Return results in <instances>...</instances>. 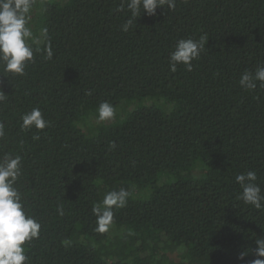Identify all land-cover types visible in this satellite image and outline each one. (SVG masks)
Listing matches in <instances>:
<instances>
[{
  "label": "trees",
  "instance_id": "trees-1",
  "mask_svg": "<svg viewBox=\"0 0 264 264\" xmlns=\"http://www.w3.org/2000/svg\"><path fill=\"white\" fill-rule=\"evenodd\" d=\"M130 16L126 0H34L33 60L0 68V158L21 157L15 187L41 225L24 264H251L264 208L235 177L255 171L264 194V87L239 80L264 66V0H176L125 32ZM201 36L192 70L171 71L176 43ZM105 101L115 114L99 121ZM33 108L48 125L23 131ZM120 189L96 232L93 206Z\"/></svg>",
  "mask_w": 264,
  "mask_h": 264
},
{
  "label": "clouds",
  "instance_id": "clouds-1",
  "mask_svg": "<svg viewBox=\"0 0 264 264\" xmlns=\"http://www.w3.org/2000/svg\"><path fill=\"white\" fill-rule=\"evenodd\" d=\"M130 18L123 25V31L127 32L142 12L149 16L156 15L157 8L172 10L176 6V0H126ZM34 0H0V68L5 76L23 75L29 62L33 60L34 49L29 44H39L41 41L34 37L27 26V15L33 6ZM123 4L117 11H123ZM44 30V35H46ZM207 38L201 36L198 41L192 39H180L174 50L170 53L169 66L175 72L178 64H183L188 71L192 70V61L200 55L205 47ZM208 42V41H207ZM47 58L53 57L51 44L45 48ZM259 82L264 87V66L258 67L254 73L245 71L239 85L246 90H254ZM6 99V95L0 91V102ZM115 114L114 107L108 102H102L98 109L99 121L112 119ZM21 130L28 131L33 128L43 130L48 121L43 118L39 108H33L21 117ZM4 136V124L0 123V137ZM34 139H39L35 136ZM114 143L111 147H114ZM22 174L21 157L5 154L0 158V264H24L28 259L25 255V242H31L39 238L41 225L33 217L27 215L20 193L15 184ZM242 192L239 195L245 204L256 209L264 208V194L260 186L255 183L257 175L255 171L246 174H238L235 177ZM129 193L125 189L108 192L100 204L93 206V213L97 217L98 233H105L113 222V208L123 207ZM63 214L62 209H58ZM254 255L256 259L251 264H264V237L256 239ZM244 258L241 254L240 259Z\"/></svg>",
  "mask_w": 264,
  "mask_h": 264
}]
</instances>
